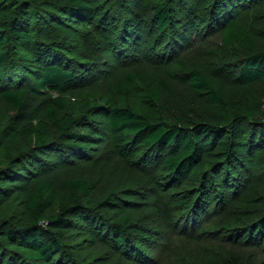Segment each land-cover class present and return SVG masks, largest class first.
I'll return each mask as SVG.
<instances>
[{
    "label": "trees",
    "instance_id": "16d2710c",
    "mask_svg": "<svg viewBox=\"0 0 264 264\" xmlns=\"http://www.w3.org/2000/svg\"><path fill=\"white\" fill-rule=\"evenodd\" d=\"M108 2L113 5L106 4L105 7L118 13L121 28L110 27L109 18L102 13L99 15L101 0H57L50 5L57 12L53 22L75 19L79 21V30L84 32L89 31L88 26L91 25L101 34L113 54L122 56V59L131 54L144 66L126 70L103 83V99L121 98L131 85L138 86L154 103L173 99L175 83L172 82L171 68L164 67L170 61L165 57L166 51L170 49L176 55L183 53L184 56H191L194 50L204 53L218 42L238 47L237 84L244 86L264 82V50L257 47L247 29L238 28L236 23L240 12L255 3L264 4V0ZM175 2L180 3V11L175 9ZM34 18L35 23L40 22V17ZM126 25L128 28H125ZM20 29L21 23L17 20L9 26L7 36L0 40V46L10 39L28 42L29 36ZM120 48L128 49L124 51L128 53L120 51ZM43 49H36V54L44 61ZM148 55L155 57L153 60L158 63L157 66L164 67L161 71L163 76H159V69H150L153 65L145 60H153ZM18 56L9 51L0 52V95L14 112L12 121L15 128L9 138L28 137L33 139L34 146L29 153L17 157L19 165L16 164L15 168L11 164L0 170V185L5 188L8 184L15 189L11 196L21 198L34 214V220L23 227L17 226L12 218L0 222V264H76L70 247L65 244V233L77 229V226L83 227L81 231L88 233L92 243L104 242L109 249L128 259L149 260V255L140 247L141 243L149 241L148 232L131 222L127 210L114 213L112 221H103L94 210L101 203L95 204L94 209L87 207L94 183L82 173L66 170L74 163H84L88 152L101 148L105 140L111 142L129 164L143 162L136 159L137 150L153 149L158 156H162L163 165L170 174L169 181L179 185L186 181L200 185L197 193L200 200L193 209L196 216L207 211L211 198L222 196L219 187L232 183V186L237 185L233 179L239 173L236 170L242 168L246 157L264 142L261 122H255L253 114L246 109L237 112L236 107H227L206 74L190 67L184 74L188 91L193 102L202 106L204 119L194 114L189 105L182 104L174 105L167 121L160 122L148 121L124 106H111L106 110L107 126L103 131L98 123L84 117L68 119L61 124L57 113L63 108V100L61 97L50 100L48 95L52 92L60 95L76 92L81 85L80 76L57 63H51L41 67L37 78L30 81L23 74L24 67L12 64ZM52 58H55L54 54ZM138 62L130 64L137 65ZM18 72L22 76L20 79L15 75ZM43 152L59 154L62 167L56 169L54 166L53 170L44 171L45 167H40L37 161V154ZM248 164V169H256L253 159ZM216 178L220 180L219 185ZM63 183L69 185L72 196L78 193L87 200L81 203L76 198L71 199V204L60 207L56 216L43 219L44 212L55 203L57 187ZM3 197L0 191V204ZM175 203L184 216L190 200L186 197L176 199ZM236 207L235 203H231L222 216L226 221L237 219L238 224L245 222L244 214L235 210ZM69 212L75 219L67 218ZM233 230L235 232L228 235L227 240L235 246L264 249V212L255 222ZM221 264L252 263L228 255Z\"/></svg>",
    "mask_w": 264,
    "mask_h": 264
},
{
    "label": "rangeland",
    "instance_id": "374dc122",
    "mask_svg": "<svg viewBox=\"0 0 264 264\" xmlns=\"http://www.w3.org/2000/svg\"><path fill=\"white\" fill-rule=\"evenodd\" d=\"M56 1L0 0V40L7 36L9 26L17 20L21 23L20 31L29 36L26 43L16 39L8 40L4 46H0V52L9 51L19 55L12 64L24 67L23 74L30 81L37 78L41 67L51 63H57L80 76L81 85L76 92L66 95L52 92L48 95L50 100L58 97L63 100V108L57 113L61 124L68 119L84 117L98 123L103 131L107 126L106 110L111 106H124L148 121L160 122L167 121L174 105L182 104L189 105L194 114L204 119L202 106L193 102L188 91L184 74L189 67L200 69L206 74L218 97L227 107H236L237 112L246 109L253 114L255 122L264 121V82L244 86L237 84L235 74L240 54L238 47L222 42L212 44L211 49L204 53L199 49L194 50L191 56H184L183 53L176 55L170 49L166 51L165 57L170 58V61L164 67L171 68L176 91L173 99L166 98L162 103H154L136 85H131L121 98L103 99V83L115 79L126 70L144 66L131 54L124 59L113 54L101 34L91 25L88 26L89 31L84 32L79 30V21L75 19L53 22L57 12L50 5ZM111 3L105 0L100 5L102 12L99 15L105 14V18H109L110 27L115 25L121 28L118 13L105 7ZM174 5L180 11V3L175 2ZM34 17H40V22L35 23ZM236 18L237 27L247 29L257 47L264 50V4L255 3L240 12ZM36 49H43L41 54L43 53L44 61L37 57ZM120 51L128 49L120 48ZM53 54L55 58H52ZM147 57L151 60L155 58L151 55ZM145 61L153 65L150 69H159L157 71L161 72L164 68L161 69L162 65L157 66L158 63L154 60ZM137 62V65L130 64ZM162 73L164 72L159 76H163ZM15 75L18 79L22 78L19 72ZM98 112L101 113L97 114ZM13 117L12 108L0 95V170L11 164L15 168L16 164L19 165L17 157L22 153H29L34 146L33 139L28 137L9 138L15 128ZM261 123L259 124L264 126ZM117 151L111 142L105 140L101 148L88 152L89 156L84 163H74L66 170L82 173L94 183L87 207L94 209L95 204L101 203L94 210L103 221H112L114 213L127 210L131 222L148 232L146 236L149 241L141 243L140 247L149 255V260L143 262L138 258L128 259L109 249L104 242L92 243L87 237L88 233L81 231L83 227L77 226V229L65 233V244L70 247L76 264H221L228 255H235L252 264H264V249L237 247L227 240L228 235L235 232L233 229L255 222L264 212V142L260 147L254 148L246 157V164L243 162L242 168L236 170L239 173L233 179L237 185H220L218 189L222 196L218 199L215 196L211 198L212 202L209 200L207 211L201 213V216L194 215L193 211L200 200L197 194L200 185L188 181L179 185L169 181L170 174L163 165L162 156H158L155 150H137L136 159L143 161L139 164L127 163ZM37 155L40 167H45L44 171H51L54 166L56 169L62 167V159L56 152ZM250 159L254 160L255 170L248 169ZM216 181L219 185L220 180L216 178ZM4 187L1 188L0 185V191L4 194L0 204V222L12 218L19 227L31 223L34 214L27 209L20 197L11 196L15 192L13 187L8 184ZM72 195L67 183L59 185L54 205L44 212L42 218L56 216L60 207L71 204V199L76 198L81 203L87 200L78 193ZM186 197L190 200V206L188 210H184L183 216L175 200ZM231 203L237 205L235 210L244 214L245 222L238 224L237 219H224L222 214ZM67 218L75 219L70 216V212Z\"/></svg>",
    "mask_w": 264,
    "mask_h": 264
}]
</instances>
